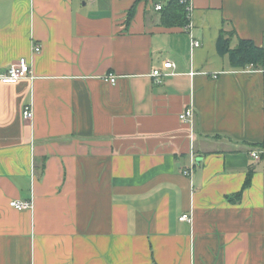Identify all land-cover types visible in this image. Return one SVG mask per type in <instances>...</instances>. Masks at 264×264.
<instances>
[{"label":"crops","instance_id":"obj_1","mask_svg":"<svg viewBox=\"0 0 264 264\" xmlns=\"http://www.w3.org/2000/svg\"><path fill=\"white\" fill-rule=\"evenodd\" d=\"M191 2L193 51L164 0H0V75L34 73L0 81V264H264V71L218 49L264 47V0Z\"/></svg>","mask_w":264,"mask_h":264},{"label":"built area","instance_id":"obj_2","mask_svg":"<svg viewBox=\"0 0 264 264\" xmlns=\"http://www.w3.org/2000/svg\"><path fill=\"white\" fill-rule=\"evenodd\" d=\"M182 3L187 5V13H188V19L189 23L184 27V30L190 34L191 38V50L197 49L201 46V43L194 37L192 30H193V23H191V15L193 11V6L191 0H181ZM163 5L161 3H158L156 5V11H161ZM42 50L41 45L34 43V53H40ZM164 67L166 69H175L176 65L173 62H166L164 64ZM251 69H253V66H251ZM194 74V73H192ZM170 75L169 73L165 74L162 73L159 70H155L152 74V76L156 79L157 83L161 82V78L163 76ZM24 79H34V73L32 69L31 63L25 59H19L16 62H13L7 69V71L0 75V81L5 84H15L18 83L21 80ZM108 81L115 84L117 82V77L114 75H109ZM34 119V108L33 106L26 105L23 110V120L31 124ZM180 119L187 123L190 127V137L192 140V144L195 141V113L193 108L186 109L181 115ZM252 157L256 160L260 159V152L254 151L252 152ZM195 167V158L192 154V164L190 170H187L184 172L185 175H192L193 169ZM10 207L18 210V211H32L34 209V203L33 200H27V201H20V200H13L10 202ZM182 221H192L191 217L189 215H184L181 217Z\"/></svg>","mask_w":264,"mask_h":264},{"label":"trees","instance_id":"obj_3","mask_svg":"<svg viewBox=\"0 0 264 264\" xmlns=\"http://www.w3.org/2000/svg\"><path fill=\"white\" fill-rule=\"evenodd\" d=\"M161 24L166 27H186L189 23L187 5L181 0H164L162 3ZM235 36L234 31L222 30L218 39V49L220 54L228 56L233 68L245 70L253 66L254 70L264 71V47L257 46L248 39H239L238 44L232 47V40ZM264 149V143L256 145ZM248 175L245 186L251 182V173ZM242 192L230 197L231 201H237L241 198Z\"/></svg>","mask_w":264,"mask_h":264}]
</instances>
